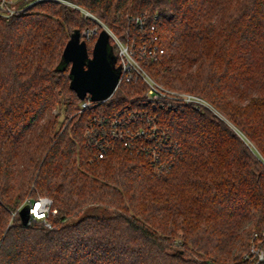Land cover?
Masks as SVG:
<instances>
[{"label":"trees","instance_id":"1","mask_svg":"<svg viewBox=\"0 0 264 264\" xmlns=\"http://www.w3.org/2000/svg\"><path fill=\"white\" fill-rule=\"evenodd\" d=\"M64 1L132 48L156 25L165 52L148 71L202 95L231 125L205 108L160 112L182 147L160 175L120 144L95 158L89 115L136 103L146 85L124 81L80 110L63 52L78 30L91 54L98 34L83 30L96 20L63 0L0 16V264H264L252 251L264 249V0ZM40 196L57 209L51 229L14 215Z\"/></svg>","mask_w":264,"mask_h":264},{"label":"built area","instance_id":"2","mask_svg":"<svg viewBox=\"0 0 264 264\" xmlns=\"http://www.w3.org/2000/svg\"><path fill=\"white\" fill-rule=\"evenodd\" d=\"M12 1L0 0V16L8 18L17 10L14 6H10ZM135 20L140 27L147 26L144 16H137ZM149 31L147 40L135 48L110 33L117 46V66L121 68L117 88L124 81L137 80L142 81L147 88L136 103L128 104L115 113L90 114L85 128V139L94 148L95 158H104L116 147V144H120L131 152L148 157L153 163L155 173L160 175L170 171L176 164L178 154L182 153L181 145L172 138L169 130L161 121L160 112L175 111L184 106H191L197 110L209 109L223 119L225 118L202 95L167 87L153 77L144 63L159 59L164 54L165 48L160 43L156 25H151ZM86 36L91 37L89 31ZM102 102L104 101L93 100L88 94L81 100L80 110L93 109ZM27 204L30 206L29 222L40 220L48 229L53 228L50 215L55 214L57 209L53 207V200L50 197L40 196L36 200L27 199L14 212V215H20V210ZM252 251L258 255L259 260H264V249L259 250L253 246Z\"/></svg>","mask_w":264,"mask_h":264},{"label":"water","instance_id":"3","mask_svg":"<svg viewBox=\"0 0 264 264\" xmlns=\"http://www.w3.org/2000/svg\"><path fill=\"white\" fill-rule=\"evenodd\" d=\"M117 57L111 44V34L103 28L97 36L90 54L87 40L75 31L67 43L62 64L71 63V86L79 97L84 99L88 94L96 101H106L115 92L121 68L116 65ZM24 224L29 223L30 206L27 204L20 210ZM1 243V240H0Z\"/></svg>","mask_w":264,"mask_h":264},{"label":"rangeland","instance_id":"4","mask_svg":"<svg viewBox=\"0 0 264 264\" xmlns=\"http://www.w3.org/2000/svg\"><path fill=\"white\" fill-rule=\"evenodd\" d=\"M26 1H30V0H13L11 3H10V6H14V8H16V9H18V8H21L22 6V4L24 3V2H26ZM63 2H65V3H67V4H71V3H69V2H67V1H64L63 0ZM33 2H30V4H32ZM72 6H74V7H76L77 5H74V4H71ZM78 7V6H77ZM78 8H80V7H78ZM80 10L85 14V15H90L91 17H93L95 20H96V23L95 24H93L92 25V27L91 28H89V29H85V30H83V35H86V33L89 31L90 32V35H91V37L92 36H96V34H98L103 28H106L110 33H112L113 35H116L115 34V32L113 31L114 29L113 28H111L105 21H103V20H100V19H97L95 16H93L91 13H89L86 9H84V8H80ZM117 36V35H116ZM93 38V37H92ZM58 109V108H57ZM61 111H62V116H61V121H64L65 120V117H66V115H65V113H64V109H62L61 108ZM218 111L222 114V116H224V120L226 121V122H228V123H230L229 122V119L218 109ZM220 117V116H219ZM220 118H222V117H220ZM223 119V118H222ZM230 125H231V123H230ZM236 131H238L237 129H236V127L233 125L232 126ZM244 138H245V140H246V143L251 147V148H253V149H255L256 147H255V144L251 141V140H249V139H247L245 136H244Z\"/></svg>","mask_w":264,"mask_h":264}]
</instances>
